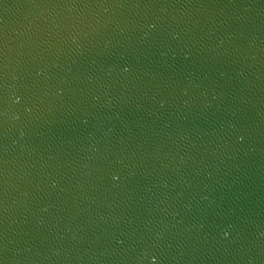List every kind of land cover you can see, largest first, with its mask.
I'll return each mask as SVG.
<instances>
[{
    "label": "water",
    "instance_id": "1",
    "mask_svg": "<svg viewBox=\"0 0 264 264\" xmlns=\"http://www.w3.org/2000/svg\"><path fill=\"white\" fill-rule=\"evenodd\" d=\"M0 261L264 264V0H0Z\"/></svg>",
    "mask_w": 264,
    "mask_h": 264
},
{
    "label": "snow or ice",
    "instance_id": "2",
    "mask_svg": "<svg viewBox=\"0 0 264 264\" xmlns=\"http://www.w3.org/2000/svg\"><path fill=\"white\" fill-rule=\"evenodd\" d=\"M125 71H127V69H125ZM0 264H3V261H0Z\"/></svg>",
    "mask_w": 264,
    "mask_h": 264
},
{
    "label": "clouds",
    "instance_id": "3",
    "mask_svg": "<svg viewBox=\"0 0 264 264\" xmlns=\"http://www.w3.org/2000/svg\"><path fill=\"white\" fill-rule=\"evenodd\" d=\"M113 179H115V177H113ZM225 236H227V233H224Z\"/></svg>",
    "mask_w": 264,
    "mask_h": 264
}]
</instances>
